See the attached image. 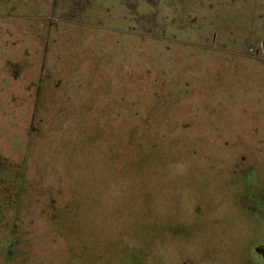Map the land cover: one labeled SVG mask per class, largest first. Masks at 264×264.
Returning a JSON list of instances; mask_svg holds the SVG:
<instances>
[{"label":"rangeland","instance_id":"1","mask_svg":"<svg viewBox=\"0 0 264 264\" xmlns=\"http://www.w3.org/2000/svg\"><path fill=\"white\" fill-rule=\"evenodd\" d=\"M157 1L0 0V264H264V0Z\"/></svg>","mask_w":264,"mask_h":264},{"label":"flooded vegetation","instance_id":"2","mask_svg":"<svg viewBox=\"0 0 264 264\" xmlns=\"http://www.w3.org/2000/svg\"><path fill=\"white\" fill-rule=\"evenodd\" d=\"M156 3L159 4V3H160L159 0H158ZM236 11H237V10L234 9V12H236ZM238 16H240V15H238ZM214 36H216V35H214ZM210 39H211V38L208 37V38L205 39V41L209 42ZM213 41H216V40H213ZM2 239H6V237H5V238H2ZM7 239H8V241H11V238H10V237H7ZM0 248H1V246H0ZM257 248H260V250H261L260 253H257V252H256V249H257ZM254 250H255V251L253 252L254 255L259 256L261 259H264V245H263V246L255 247Z\"/></svg>","mask_w":264,"mask_h":264},{"label":"water","instance_id":"3","mask_svg":"<svg viewBox=\"0 0 264 264\" xmlns=\"http://www.w3.org/2000/svg\"><path fill=\"white\" fill-rule=\"evenodd\" d=\"M256 252H257V253H260V252H261L260 248H257V249H256Z\"/></svg>","mask_w":264,"mask_h":264}]
</instances>
